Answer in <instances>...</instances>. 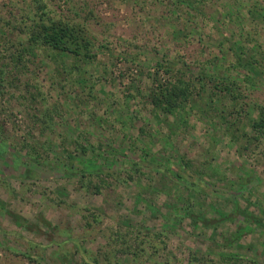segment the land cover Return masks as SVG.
<instances>
[{
	"label": "rangeland",
	"instance_id": "374dc122",
	"mask_svg": "<svg viewBox=\"0 0 264 264\" xmlns=\"http://www.w3.org/2000/svg\"><path fill=\"white\" fill-rule=\"evenodd\" d=\"M42 9L82 24L97 59L37 47L14 65ZM0 19V264H264V157L246 116L264 80L241 82L250 106L214 89L219 74L242 80L236 53L264 63V0H0ZM180 75L191 99L155 108V78ZM27 144L39 161L15 164ZM170 167L232 197L179 185Z\"/></svg>",
	"mask_w": 264,
	"mask_h": 264
},
{
	"label": "trees",
	"instance_id": "16d2710c",
	"mask_svg": "<svg viewBox=\"0 0 264 264\" xmlns=\"http://www.w3.org/2000/svg\"><path fill=\"white\" fill-rule=\"evenodd\" d=\"M181 1V0H180ZM1 21V19H0ZM1 29V22H0ZM27 33V45L23 47V50L19 53L18 58H11L14 65L17 67L24 66L26 64L25 59L35 48H47L52 51H56L61 55H73L77 60L92 62L97 59L98 51L94 50L95 44L92 38L89 36L87 29L78 23L67 22L61 18H53L49 13L42 9L41 13L38 14L36 18H34L32 26L28 28ZM2 35L0 34V37ZM241 53L244 54L242 51ZM241 53H236L238 55L236 58V68L239 72H244L242 76V80H238V78H231L229 76L219 74L216 75V84H214V89L216 91L225 93L230 95V99L235 104H239L240 101H243V105L250 106L249 101H245L244 99L247 97L246 92L242 89V84L250 83L255 84L257 79L264 80V63L259 58H243ZM254 57V56H253ZM5 66V65H3ZM217 69L220 68V65L215 64ZM6 69L0 66V73L5 74ZM168 71V69L166 70ZM205 76L201 75L200 79H204ZM240 77V76H237ZM2 80L0 85L5 80L4 77L0 76ZM242 82V84H241ZM247 86V84H245ZM191 86H194L191 80H187L183 75H180L173 81L162 80L160 78H155L154 86L151 88L149 92V102L158 110L163 112L171 113L175 109L183 108L184 104L187 103L193 92L191 93ZM248 87V86H247ZM246 89V88H245ZM251 108L253 111L249 110ZM246 110V116L250 113V127L253 131L252 138L256 142V147L258 148L259 153L264 157V103H254ZM249 110V112H248ZM254 113V115H253ZM45 118H41L42 124H45ZM142 131V130H141ZM83 147V146H82ZM7 149V141L4 137H0V154H3ZM22 157H16L15 164H23L27 167L31 160L39 161L40 151L38 152V148L34 144H27L25 154H22ZM70 156V155H69ZM20 161V162H19ZM160 164V163H159ZM144 167L152 168L155 170H159V167L150 166L147 163L140 164ZM171 165V164H168ZM108 169V168H107ZM186 169V168H181ZM106 169L101 168L100 172L105 171ZM167 177H169L172 181L177 182V184H182L188 189H203L206 193L211 194L216 197L229 198L232 197V194L229 192H221L216 188H212L210 184L204 182L202 179H199V183L194 181L195 173L191 170H184V174L178 172V170L173 168H166L164 170L160 169ZM83 177L86 175L83 173ZM91 182V181H90ZM97 187V186H96ZM98 188V187H97ZM99 191V189H98ZM190 201L192 202V198H185L184 196L179 197V201ZM189 203V204H190ZM183 209L187 211V213L197 218L201 221V217L196 216L192 210L191 206L188 205V202H183ZM213 208H216L214 205ZM220 209H217L219 211ZM226 217V216H225ZM243 227L237 228V231L240 235L244 232ZM160 236V233H157ZM122 238L127 235L121 234ZM239 235V236H240ZM142 237V236H141ZM139 234L132 237V242L128 243L127 249H131V251H127L123 247L122 251L131 254L133 257H137L141 255L142 251H145V238H141ZM144 237V236H143ZM154 236L150 238L148 241L149 248H154L156 244H153ZM156 238V237H155ZM128 241V240H127ZM126 241V242H127ZM136 246L139 248H136ZM197 259V258H196ZM202 261V260H199ZM214 262L213 260H210ZM97 263L96 260L93 261ZM254 262V260L252 261ZM217 263V262H215ZM220 264H247L243 261V258L240 255L230 254V253H221L219 262Z\"/></svg>",
	"mask_w": 264,
	"mask_h": 264
}]
</instances>
